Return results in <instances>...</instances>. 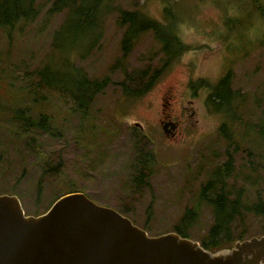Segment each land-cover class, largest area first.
<instances>
[{
  "label": "rangeland",
  "instance_id": "rangeland-1",
  "mask_svg": "<svg viewBox=\"0 0 264 264\" xmlns=\"http://www.w3.org/2000/svg\"><path fill=\"white\" fill-rule=\"evenodd\" d=\"M171 1L176 3L177 34L184 44L181 54L147 92L135 97L121 91L120 68L123 64L137 73L148 64L156 66L158 46L150 33L144 34L120 68L112 70L121 57L122 28L115 9L139 8L166 22L165 4L115 0L103 24L100 48L74 60L91 77H111L87 109L75 108L73 100L57 91L22 89L23 80L34 86L32 68L50 60L51 38L61 14L0 29V102L7 105L0 109V194H15L26 214H40L60 194L80 190L123 212L148 234L158 235L174 229L185 208L197 202L211 172L232 154L227 187L240 189L251 205L264 202V136L245 134V126L256 130L264 107V0ZM50 2L38 3L45 9ZM228 72L235 96L243 98L238 111L243 121L229 123L232 142L219 133L220 119L205 103L211 86ZM39 101L55 118L49 131L28 130L11 116L9 107L16 103H31L36 115ZM164 109L181 122L174 140L165 136L159 122ZM141 152L152 154L149 168L138 162ZM139 177L141 183L134 185ZM213 218L211 204L201 202L189 237L199 241ZM232 229L244 237L261 234L264 210L242 212Z\"/></svg>",
  "mask_w": 264,
  "mask_h": 264
},
{
  "label": "trees",
  "instance_id": "trees-1",
  "mask_svg": "<svg viewBox=\"0 0 264 264\" xmlns=\"http://www.w3.org/2000/svg\"><path fill=\"white\" fill-rule=\"evenodd\" d=\"M38 2L39 0H0V29L8 31L19 22L30 23L40 16L50 20L53 16L61 14L62 18L52 34L50 60L32 68L31 74L35 77L34 86L28 85L23 80L22 89L40 87L47 91H57L73 100L75 108L87 109L93 99L109 85L111 77L108 75L101 78L91 77L82 66L75 64L74 60H83L100 48L103 24L106 16L116 7L115 0H51L45 9ZM163 3L165 4L166 22L156 20L139 8L119 7L115 9L116 21L122 28L121 57L115 61L111 67L112 70L120 68L119 63L125 61L135 42L146 33L151 34L159 52L156 66L148 64L137 73L127 71V68L122 64L120 72L124 76L118 84L125 95L136 97L147 92L158 77L181 54L184 44L177 34L178 22L174 14L176 3L171 0H163ZM261 13L259 12L260 15ZM261 17L264 18L263 15ZM55 54L56 58L53 59ZM144 79H146L145 82H143ZM231 79V72L222 75L218 82L211 86V90L205 97V103L211 106V110L213 109L220 119L218 130L222 137L226 140L228 138L227 142L234 140L229 123L234 120L243 121L238 113L243 98L235 96V90L231 88ZM24 104L26 103L8 105L12 110L11 116L15 120L21 121L28 130L29 128H38L49 131L48 124H51L55 118L50 112H47L45 103L38 102L36 115L31 103L30 105ZM39 105H43L44 108ZM4 106L7 105L0 102V109L5 110ZM245 128H247L245 131L247 136L252 137L255 134L264 136V107L256 130L254 131L248 126ZM255 138L259 140L257 136ZM145 153H140L138 162L141 166L149 168L152 154ZM233 163V155L227 154L223 165L215 167L210 178H207L206 183L204 182L205 184L200 187L197 202L192 208H185L181 218L174 225L173 231L189 237L190 223L193 221L200 203H210L214 217L213 223L209 226L206 234L199 239V242L204 248L211 251L230 247L234 241L247 238L242 234L234 235L232 229L234 220L240 217L242 212L263 213L264 210V202L258 200L251 205L242 198L240 189L233 188L232 185L227 187L225 178L232 174ZM139 175H144L142 170H139ZM132 182L135 185V182L141 183V179L140 177L135 178ZM71 191L75 190L67 192Z\"/></svg>",
  "mask_w": 264,
  "mask_h": 264
},
{
  "label": "water",
  "instance_id": "water-1",
  "mask_svg": "<svg viewBox=\"0 0 264 264\" xmlns=\"http://www.w3.org/2000/svg\"><path fill=\"white\" fill-rule=\"evenodd\" d=\"M0 264H264V233L211 251L173 230L150 235L79 190L38 215L26 214L17 195L3 193Z\"/></svg>",
  "mask_w": 264,
  "mask_h": 264
},
{
  "label": "flooded vegetation",
  "instance_id": "flooded-vegetation-1",
  "mask_svg": "<svg viewBox=\"0 0 264 264\" xmlns=\"http://www.w3.org/2000/svg\"><path fill=\"white\" fill-rule=\"evenodd\" d=\"M170 102L166 103L169 104ZM163 104V107L166 105ZM165 108V107H164ZM163 116L159 119V122L162 125L167 124V129L169 130V133L167 134V138L168 139H175L177 137V135L179 134L180 130H181V122L177 119H173V117L171 116L170 113L167 112V110H163L162 111Z\"/></svg>",
  "mask_w": 264,
  "mask_h": 264
}]
</instances>
